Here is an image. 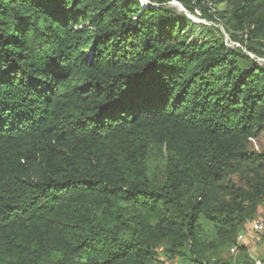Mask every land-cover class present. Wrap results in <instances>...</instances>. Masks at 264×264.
Here are the masks:
<instances>
[{"label":"trees","instance_id":"obj_1","mask_svg":"<svg viewBox=\"0 0 264 264\" xmlns=\"http://www.w3.org/2000/svg\"><path fill=\"white\" fill-rule=\"evenodd\" d=\"M248 52L264 0H0V264H254Z\"/></svg>","mask_w":264,"mask_h":264},{"label":"rangeland","instance_id":"obj_2","mask_svg":"<svg viewBox=\"0 0 264 264\" xmlns=\"http://www.w3.org/2000/svg\"><path fill=\"white\" fill-rule=\"evenodd\" d=\"M194 23H196L198 26L197 35L196 37H194L195 39L197 38V39L203 40L204 36L209 32V30L214 31L217 35H220L222 33L223 36H225L227 39L229 38V33L225 30L223 25L219 22L216 23L212 21H207L204 18L196 17L195 20L191 22V25H193ZM248 54L252 58H256L258 63L264 66V55L261 57H256L250 52H248ZM252 144L258 150L264 148V134H261L259 138L254 139ZM244 229L242 231H244ZM241 244L247 246L248 249L252 248L249 250V253L251 257L253 258V260L255 261L254 264H264V232L262 233V235H260V239L258 240L256 246L251 247L250 244H245L243 242H241ZM232 253L233 251H231V253H226L225 256L231 255ZM167 264H183V263H180L179 261H169L167 262Z\"/></svg>","mask_w":264,"mask_h":264},{"label":"built area","instance_id":"obj_3","mask_svg":"<svg viewBox=\"0 0 264 264\" xmlns=\"http://www.w3.org/2000/svg\"><path fill=\"white\" fill-rule=\"evenodd\" d=\"M264 232V203L262 205V211L256 217V219L252 222L249 227H245L244 231L240 232L239 235V244L241 242L245 244H250L253 247L256 246L258 240L260 239V235ZM237 250V247L232 249L233 252Z\"/></svg>","mask_w":264,"mask_h":264},{"label":"snow or ice","instance_id":"obj_4","mask_svg":"<svg viewBox=\"0 0 264 264\" xmlns=\"http://www.w3.org/2000/svg\"><path fill=\"white\" fill-rule=\"evenodd\" d=\"M173 2L175 3L176 0H173ZM51 71L56 72V71H58V69H56V68H52Z\"/></svg>","mask_w":264,"mask_h":264},{"label":"crops","instance_id":"obj_5","mask_svg":"<svg viewBox=\"0 0 264 264\" xmlns=\"http://www.w3.org/2000/svg\"><path fill=\"white\" fill-rule=\"evenodd\" d=\"M250 246L253 247L252 245H250ZM250 249H252V248H250ZM250 249H249V250H250Z\"/></svg>","mask_w":264,"mask_h":264}]
</instances>
